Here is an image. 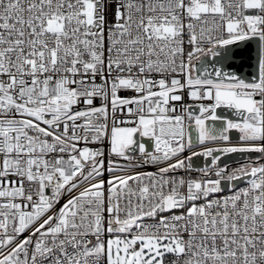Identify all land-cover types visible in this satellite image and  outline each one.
<instances>
[{
	"label": "snow or ice",
	"instance_id": "6c2138e0",
	"mask_svg": "<svg viewBox=\"0 0 264 264\" xmlns=\"http://www.w3.org/2000/svg\"><path fill=\"white\" fill-rule=\"evenodd\" d=\"M0 264H264V0H0Z\"/></svg>",
	"mask_w": 264,
	"mask_h": 264
}]
</instances>
